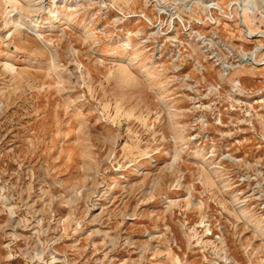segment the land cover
I'll return each instance as SVG.
<instances>
[{
	"label": "rangeland",
	"instance_id": "374dc122",
	"mask_svg": "<svg viewBox=\"0 0 264 264\" xmlns=\"http://www.w3.org/2000/svg\"><path fill=\"white\" fill-rule=\"evenodd\" d=\"M0 264H264V0H0Z\"/></svg>",
	"mask_w": 264,
	"mask_h": 264
}]
</instances>
